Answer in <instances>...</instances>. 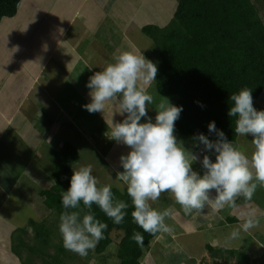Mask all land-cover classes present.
Segmentation results:
<instances>
[{
  "label": "clouds",
  "instance_id": "obj_1",
  "mask_svg": "<svg viewBox=\"0 0 264 264\" xmlns=\"http://www.w3.org/2000/svg\"><path fill=\"white\" fill-rule=\"evenodd\" d=\"M157 70L142 51L130 49L94 72L85 84L90 102L82 107L89 113H101L108 139L129 148L119 158L123 171L117 172L116 178L126 186L133 208L132 221L150 235L170 232L166 219L174 217V209L153 207L162 193H170L186 216L194 211L203 213L205 208L213 212L225 206L240 208L239 223L227 236L228 240L239 239L259 221L256 209L241 208L236 200L242 197L251 201L257 186L264 187V110L253 106L252 89L248 87L229 98L232 103L227 116L235 117L234 133L252 137L250 157L227 139L215 121L208 123V135H193L192 147L188 148L175 135V121L183 111L182 105L161 102L155 108L154 119L148 116L149 105L153 104L148 89L156 80ZM108 112L110 119H106ZM114 114L122 120L114 123ZM212 134L215 139L209 138ZM197 161L199 171L193 169ZM69 185L60 193L64 211L59 215L58 231L64 249L85 257L104 239L108 227L96 217L92 206L96 205L118 225L128 214L129 204L115 197L111 184L99 183L91 164L73 169ZM130 239L143 246L140 232L133 231Z\"/></svg>",
  "mask_w": 264,
  "mask_h": 264
},
{
  "label": "crops",
  "instance_id": "obj_2",
  "mask_svg": "<svg viewBox=\"0 0 264 264\" xmlns=\"http://www.w3.org/2000/svg\"><path fill=\"white\" fill-rule=\"evenodd\" d=\"M43 1L20 0L16 14L0 21V198L6 204L10 201L7 191L18 190L24 176L14 171L17 157L11 158V149L25 154L27 144L34 142L37 154L44 137L52 140L54 129L66 120L73 134L76 129L89 134L90 125L78 122L86 118L82 105L90 102L88 78L120 52L140 51L142 27L166 25L176 9L171 2V13L161 20L155 0H66L70 12L64 14L59 7L55 16L40 9ZM7 132L15 138H5ZM66 140L58 135L54 150ZM1 213L0 264H7L20 258L12 250L14 213L5 215L0 209Z\"/></svg>",
  "mask_w": 264,
  "mask_h": 264
},
{
  "label": "trees",
  "instance_id": "obj_3",
  "mask_svg": "<svg viewBox=\"0 0 264 264\" xmlns=\"http://www.w3.org/2000/svg\"><path fill=\"white\" fill-rule=\"evenodd\" d=\"M19 2L0 0V21L3 17L14 16ZM142 32L160 52L155 89L175 105L183 106L179 119L175 121V132L189 139L201 132L208 135L207 125L215 121L216 127L224 131L228 140L236 141L235 117L227 116L232 103L229 99L231 94L248 87L252 89L254 102L264 91V19L256 4L252 0H177L169 23L164 26L146 24ZM209 138L215 139V135H209ZM52 154L55 158L51 173L53 184L39 190V195L43 197L45 206L59 218L64 211L60 204V193L70 186L72 165L80 159V154L71 140H66ZM112 191L117 199L129 204L128 214L117 225L96 205L92 206L96 217L108 225L104 239L99 241L95 251L103 253L113 241L112 233L120 231L119 264H141L144 247L159 233L150 235L133 223V208L126 187L120 189L112 185ZM40 227L36 231L39 246L37 249L29 247L30 254L40 252L46 256L49 255L46 249L52 244V231L45 223ZM133 231L142 234V247L130 239ZM13 233V238L16 236L19 242L12 243V250L24 262V251L20 248L24 242L20 233L27 232L24 228H18ZM206 249L213 257L226 260L236 258L241 264L254 263V259L241 249L217 248L210 243L206 244ZM55 250L54 254L49 255L51 260L43 257L44 262L66 264L64 259L67 253L62 242L55 244Z\"/></svg>",
  "mask_w": 264,
  "mask_h": 264
},
{
  "label": "rangeland",
  "instance_id": "obj_4",
  "mask_svg": "<svg viewBox=\"0 0 264 264\" xmlns=\"http://www.w3.org/2000/svg\"><path fill=\"white\" fill-rule=\"evenodd\" d=\"M147 1L148 0H144L142 2ZM252 1L256 4L261 17L264 19V0ZM171 2L173 3V7H175L174 5L177 6V0L176 2L175 0H155L156 10L162 11V13H156L157 16H160L161 20L166 19V15L171 13L173 9ZM39 5L40 9L49 11L50 14L55 16L59 7L63 9L64 14L69 13L71 10L66 0H44ZM58 16L57 14V17ZM170 18L171 16H169L164 24L169 23ZM144 35L145 34H143V40H141L142 43L138 40V44L141 43L142 45H139L137 48L144 53L147 59L157 65L160 59V52L155 43ZM149 92L153 95V104L149 105L150 109L148 110V116L154 119L156 115L155 108H157L161 102L167 103L169 99L161 96L157 92L154 81L150 86ZM169 101L175 105L172 100ZM253 106L257 110H264V91L260 97L253 102ZM85 117L86 118L83 119L81 118L78 122L79 125L84 126L87 123L90 125L89 134H84L79 128L81 132H77L76 129L73 134L70 129H67L69 120H66L65 125H61L60 128L54 129L56 131L55 134L53 135L52 133L50 135V138L53 137L52 140L44 137L39 151L36 150L38 155L34 149L37 146H34V142H30V145L27 144L25 154L22 150L11 149V151L14 152L11 158L17 157L13 161L15 163L14 171L24 176H21V180L18 183V190L15 189L11 192L9 190L7 191L9 195L8 198L10 199V201L7 199L8 204H6L4 197L0 198V209L5 215L11 216V214L14 213L13 216L15 218L14 223L16 224V229L24 228L27 233H20L21 237H23L22 242H24V245L20 246L24 251V262L20 263L21 259H16V262L13 261L7 264H47L44 262L43 257H45L46 260H51L49 255L54 254L56 251L55 244L62 242L58 231L59 218L53 210L45 206L43 197L39 195V190L49 188L53 184L51 173L54 169L55 158L52 151L58 148L56 146L58 135H60L61 138H69L73 144L77 145L80 159L73 163V169L81 165L91 164L93 175L96 176L101 185L111 184L120 189L126 187L122 181L116 178V173L123 171L119 164V158L122 154H127L129 148L108 139V133L105 132L107 131V125L99 112L89 113L86 110ZM110 118L111 112H108L106 114V119ZM113 120L115 123L122 120V117L118 114H114ZM141 122H143V118ZM40 130L44 132L42 127ZM175 135L178 139L184 141L186 147H192L191 139L183 137L177 132H175ZM4 137L15 138L14 134L10 132H7ZM251 140L252 137L250 135H246V137L238 136L237 140L233 143L239 146L241 150L245 151L246 155L250 157L253 151ZM194 151L199 153L198 149H194ZM212 158L214 159V157ZM33 161L34 163L32 164ZM39 167L40 169L38 170ZM193 169L197 171L200 170L199 161L193 164ZM236 203L240 205L241 208L256 209L259 221L257 226L248 233H242L241 238L228 240L227 236L239 223L237 216L241 210L240 208L233 209L225 206L222 210H217L215 212L210 208H205L203 213L194 211L192 214L186 216L180 210V205L175 203L170 193H162L160 198L153 203V207L159 210L171 207L176 214L172 219H166V223L169 224L171 228L170 232L159 233L146 247H144L143 256L140 259L141 264H241L236 258L226 260L222 257L211 256L206 249V244L208 243L217 248L226 247L244 250L250 258L254 259L253 264H264V187L257 186L251 201L246 202L242 197H238ZM0 216H3L2 213ZM32 220L33 222H31ZM42 223H45L52 231V244L46 249L49 254L46 256H43L40 252L30 254L31 250L29 249V247L38 248L39 240L36 238V231L39 230ZM120 234V231L112 233L113 241L103 253H97L94 248L89 251L87 256L81 257L74 252L66 250L67 256L64 259L65 263L119 264L120 260L117 253ZM15 239L16 236L12 239V242L18 243L19 240ZM7 243L8 238L6 237L5 244L7 245ZM4 263H6V261Z\"/></svg>",
  "mask_w": 264,
  "mask_h": 264
}]
</instances>
